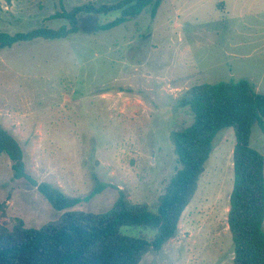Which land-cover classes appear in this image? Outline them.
<instances>
[{
	"label": "rangeland",
	"instance_id": "374dc122",
	"mask_svg": "<svg viewBox=\"0 0 264 264\" xmlns=\"http://www.w3.org/2000/svg\"><path fill=\"white\" fill-rule=\"evenodd\" d=\"M54 9L51 0H0V31L58 28L65 22L45 21ZM241 79L264 94V0H162L153 18L147 8L107 31L2 49L0 126L20 144L26 177L16 179L11 161L0 155V225L11 230L20 218L38 228L58 219L66 210L45 199L41 184L68 199L106 186L67 210L104 212L118 190L133 203L156 202L176 168L169 133L192 122L177 98L197 83ZM234 144L232 128L218 132L176 236L139 264L231 262ZM249 144L264 155V132L256 124Z\"/></svg>",
	"mask_w": 264,
	"mask_h": 264
},
{
	"label": "trees",
	"instance_id": "16d2710c",
	"mask_svg": "<svg viewBox=\"0 0 264 264\" xmlns=\"http://www.w3.org/2000/svg\"><path fill=\"white\" fill-rule=\"evenodd\" d=\"M10 4L11 0H2ZM53 14L45 21L62 20L58 28L32 27L13 34L0 31V51L21 42L63 40L82 33L107 31L150 8L153 18L162 0H86L69 8L64 0H51ZM118 16L101 24L99 18ZM188 108L190 125L170 131L176 168L163 193L152 204L133 203L118 190L112 206L104 212L67 210L89 200L105 185L84 198H65L58 190L38 186L57 210L58 219L38 228L26 227L17 218L11 230L0 225V264H139L149 252H159L173 239L185 208L192 200L205 169L213 141L221 130L232 128L233 184L229 196L227 225L233 244L228 264H264V155L249 144L251 127L264 132V94L248 80L197 83L177 98ZM6 155L16 179L26 177L23 152L18 141L0 126V155ZM126 230H153L154 236L126 234Z\"/></svg>",
	"mask_w": 264,
	"mask_h": 264
}]
</instances>
